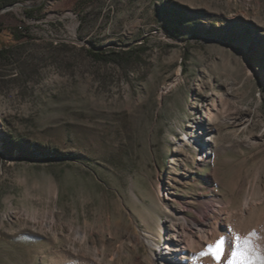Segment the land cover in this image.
Wrapping results in <instances>:
<instances>
[{
  "label": "rangeland",
  "instance_id": "obj_1",
  "mask_svg": "<svg viewBox=\"0 0 264 264\" xmlns=\"http://www.w3.org/2000/svg\"><path fill=\"white\" fill-rule=\"evenodd\" d=\"M8 6L30 36L0 61V264H167L184 220L179 264H264V0Z\"/></svg>",
  "mask_w": 264,
  "mask_h": 264
},
{
  "label": "bare ground",
  "instance_id": "obj_2",
  "mask_svg": "<svg viewBox=\"0 0 264 264\" xmlns=\"http://www.w3.org/2000/svg\"><path fill=\"white\" fill-rule=\"evenodd\" d=\"M216 107H218L217 104H215L214 108ZM212 111L214 112L213 107H212ZM194 130H196L197 132L196 137H204L207 134H209L208 129L205 126L203 121H198L196 124V128ZM188 138H195V137L188 136ZM200 140H202L201 142L202 147L208 146L210 144V140L208 136ZM195 141L197 142V139ZM221 217H222V213L217 212L214 217V219L216 220V223L221 219ZM187 226H190V227L193 226L195 229L193 231L194 233H199V232L203 233L204 232L203 230H205L204 221L188 223L187 221L184 220L182 224H178L175 221L173 225L168 228L167 237H166V241L164 245H158L155 249V253L157 255L161 256L163 259L168 261L167 264H179L181 262L180 258L190 255L192 251L197 247L196 246L197 244L194 241V238H189L188 240L185 239L186 234H188Z\"/></svg>",
  "mask_w": 264,
  "mask_h": 264
},
{
  "label": "trees",
  "instance_id": "obj_3",
  "mask_svg": "<svg viewBox=\"0 0 264 264\" xmlns=\"http://www.w3.org/2000/svg\"><path fill=\"white\" fill-rule=\"evenodd\" d=\"M40 8H25L26 16L33 17ZM29 27L25 24H7L0 15V61L9 62L13 56L14 50L29 37ZM88 55L96 61L112 62L123 66L128 63V54H120L116 51L107 52L103 49L89 48ZM10 147V144H8Z\"/></svg>",
  "mask_w": 264,
  "mask_h": 264
},
{
  "label": "snow or ice",
  "instance_id": "obj_4",
  "mask_svg": "<svg viewBox=\"0 0 264 264\" xmlns=\"http://www.w3.org/2000/svg\"><path fill=\"white\" fill-rule=\"evenodd\" d=\"M225 243H226V239L224 237H220L214 243L208 244L206 250L202 254L211 255L217 262H219L224 250Z\"/></svg>",
  "mask_w": 264,
  "mask_h": 264
},
{
  "label": "water",
  "instance_id": "obj_5",
  "mask_svg": "<svg viewBox=\"0 0 264 264\" xmlns=\"http://www.w3.org/2000/svg\"><path fill=\"white\" fill-rule=\"evenodd\" d=\"M13 6H8V7H5V8H3L2 10H0V13L2 12V11H6V10H8V9H10V8H12Z\"/></svg>",
  "mask_w": 264,
  "mask_h": 264
}]
</instances>
